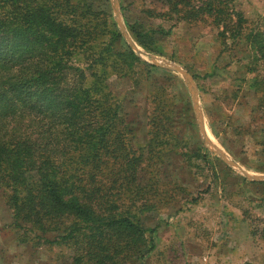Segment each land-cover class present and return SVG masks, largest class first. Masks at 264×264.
<instances>
[{
  "label": "trees",
  "instance_id": "16d2710c",
  "mask_svg": "<svg viewBox=\"0 0 264 264\" xmlns=\"http://www.w3.org/2000/svg\"><path fill=\"white\" fill-rule=\"evenodd\" d=\"M154 1L161 8L144 10L148 16L171 26L210 19L222 25L219 35L242 37L264 63V23L250 26L234 0ZM127 20L136 42L154 53L171 31L139 16ZM122 41L93 0H0V193L20 240L59 248L65 264L143 260L154 244L142 215L184 190L171 181L168 191L160 174L174 141L168 87L151 90L138 146L110 89L109 78L137 83L136 68H153ZM194 156L206 158L201 150Z\"/></svg>",
  "mask_w": 264,
  "mask_h": 264
},
{
  "label": "rangeland",
  "instance_id": "374dc122",
  "mask_svg": "<svg viewBox=\"0 0 264 264\" xmlns=\"http://www.w3.org/2000/svg\"><path fill=\"white\" fill-rule=\"evenodd\" d=\"M231 4L250 26L264 23V0ZM93 6L108 12L122 42L153 66L149 73L147 65L136 68L137 83L128 77L108 80L123 105L133 144L146 140L153 109L148 96L156 83L168 87L175 104L174 141L160 174L168 191L171 181L184 190L176 189L178 196L142 215L154 248L131 264H264V180L255 178L264 175L263 61L242 37L219 35L222 25L210 19L171 26L172 20L148 16L144 10L161 8L154 0H93ZM135 16L150 27L171 29L157 53L144 49L129 31L127 18ZM200 150L206 158L194 156ZM11 220L0 193V264H65L59 248L20 240L23 234Z\"/></svg>",
  "mask_w": 264,
  "mask_h": 264
},
{
  "label": "water",
  "instance_id": "95a60500",
  "mask_svg": "<svg viewBox=\"0 0 264 264\" xmlns=\"http://www.w3.org/2000/svg\"><path fill=\"white\" fill-rule=\"evenodd\" d=\"M135 50V49H134ZM167 65V64H166ZM184 75V77L188 80V84L189 85H191V80H190V78L188 77V75L186 74H183ZM191 88V87H190ZM193 99H194V102H195V107H196V109H197V106L198 105H196V101H197V99H196V97H195V94L193 93ZM198 112H199V110H198ZM221 154V153H220ZM222 155V154H221ZM223 156V155H222ZM229 162L231 163V164H234V165H236V166H238L236 163H234V162H232V161H230L229 160ZM239 168H241V167H239ZM247 177H250V176H248V175H246ZM255 178H257V179H260V180H264V175H262V176H259V177H255Z\"/></svg>",
  "mask_w": 264,
  "mask_h": 264
},
{
  "label": "crops",
  "instance_id": "0c3cea01",
  "mask_svg": "<svg viewBox=\"0 0 264 264\" xmlns=\"http://www.w3.org/2000/svg\"><path fill=\"white\" fill-rule=\"evenodd\" d=\"M241 170V172H243V168H239Z\"/></svg>",
  "mask_w": 264,
  "mask_h": 264
}]
</instances>
